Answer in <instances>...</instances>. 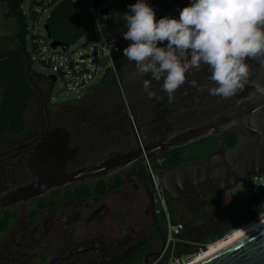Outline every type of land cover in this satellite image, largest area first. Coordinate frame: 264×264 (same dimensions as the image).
Listing matches in <instances>:
<instances>
[{"label": "flooded vegetation", "instance_id": "1", "mask_svg": "<svg viewBox=\"0 0 264 264\" xmlns=\"http://www.w3.org/2000/svg\"><path fill=\"white\" fill-rule=\"evenodd\" d=\"M178 4L184 8L189 0ZM120 71L61 105L49 102L45 84L41 93L34 92L36 109L24 129L0 138V195L36 181L39 150L63 164L58 186L0 212V264H148L164 240L156 189L191 244L226 233L260 210L254 195L240 199L215 179L200 185L180 181L171 193L166 190L173 170L202 166L216 156L224 162L240 138H261L236 124L170 149L198 127L239 115L249 98L209 96L206 89L215 85L201 68L186 74L169 102L160 91L163 81L138 72L135 62ZM145 79L154 97L143 92ZM192 80L204 90L192 87ZM91 170L101 178L62 184L68 175Z\"/></svg>", "mask_w": 264, "mask_h": 264}, {"label": "clouds", "instance_id": "2", "mask_svg": "<svg viewBox=\"0 0 264 264\" xmlns=\"http://www.w3.org/2000/svg\"><path fill=\"white\" fill-rule=\"evenodd\" d=\"M120 19L127 28L123 38L130 42L123 56L135 62L138 72L162 80L160 91L169 102L186 74L205 66L215 85L206 89L209 96L230 99L251 84L252 95L264 97V85L250 81L247 63L264 66V0H189L178 19L158 20L148 0H136ZM104 42L110 52L114 41ZM188 83L204 90L195 80ZM142 90L148 97L156 95L148 79Z\"/></svg>", "mask_w": 264, "mask_h": 264}, {"label": "water", "instance_id": "3", "mask_svg": "<svg viewBox=\"0 0 264 264\" xmlns=\"http://www.w3.org/2000/svg\"><path fill=\"white\" fill-rule=\"evenodd\" d=\"M130 4H134V0H131ZM99 14L102 17H108V9L106 7L99 9ZM44 29L47 34L46 25ZM51 47H60L66 51L68 45L52 42ZM247 63L250 81L264 85V66L254 60H248ZM203 71L208 76L210 75L206 66ZM49 80L52 83L55 81L51 76ZM254 90L249 84L235 96L236 99L249 98L244 103V107L239 108V115L222 119L218 123L198 127L188 132L189 134H185L183 142L181 141L177 145L172 144L170 149L189 146L193 142L211 137L236 124L245 125L261 138L259 140L240 138L235 146L226 152L224 162L216 156L207 160L202 166H185L173 170L166 176L169 185L166 187L168 192L174 191L175 185L180 181L187 182L189 185H200L211 179H215L223 190H232L250 177L264 174V97L252 95ZM37 158L39 164L35 165L36 181L25 188L0 195V212L15 204L40 198L47 194L51 188L58 186L55 180L58 173L61 172L63 164H55L54 159L57 156L44 149L38 151ZM101 175L99 171L95 170L81 171L66 176V182L62 184L82 183L93 178H101ZM260 199L264 201V190L260 194ZM257 201L259 202L258 199ZM197 264H264V226Z\"/></svg>", "mask_w": 264, "mask_h": 264}, {"label": "built area", "instance_id": "4", "mask_svg": "<svg viewBox=\"0 0 264 264\" xmlns=\"http://www.w3.org/2000/svg\"><path fill=\"white\" fill-rule=\"evenodd\" d=\"M33 1L32 9L36 15V19L32 20L30 18L29 9L27 15L23 13L27 17L29 23L26 42L28 39L36 60L42 67L49 71V75L45 78L48 79L52 86L60 82L67 91L77 92L78 89L85 88L98 77L100 62L104 63V72L101 79L106 76L107 73L116 75L115 60L119 58L123 48L127 47V43L129 42L123 38L124 32L127 31L123 23L105 26L101 21L102 16L99 14V9H91L97 39L92 42H86L81 39L82 42L79 47L70 50V46H68L67 50L63 51L60 47H51L52 42L48 39L45 32V24L43 26V33H39L38 26L41 15L44 12H48L49 15L52 8L62 0ZM135 2L136 0H134V3ZM148 3L155 10L157 20L165 16L178 19L179 10L182 9L177 1L176 3L179 10L172 7L168 3V0H148ZM103 19L108 20L109 16L103 17ZM106 39L114 41L110 52L109 48L111 45L105 44L104 41ZM50 76L54 77V83L49 80ZM49 99H51L50 96ZM248 180L251 184V194L254 195L260 203V212L256 218L252 219V221H256L264 217V201L260 199V194L264 190V174L250 177ZM155 198L159 211L163 217L165 234L161 248L157 251V254L150 259L148 264H191L204 254L209 244L218 241L191 244L182 236L183 228L181 223L173 222L170 219L162 194L157 189L155 191ZM190 246H193V248L189 249L188 247Z\"/></svg>", "mask_w": 264, "mask_h": 264}, {"label": "trees", "instance_id": "5", "mask_svg": "<svg viewBox=\"0 0 264 264\" xmlns=\"http://www.w3.org/2000/svg\"><path fill=\"white\" fill-rule=\"evenodd\" d=\"M25 0H0L6 6L4 16L14 21L16 31L10 38V46L7 49L0 47V59L5 53L11 54L18 65L20 77L27 84L30 75L36 82L47 85V94L50 96L52 84L44 76L34 72L31 68V61L27 51L26 36L28 35V21L23 14L21 6ZM131 0H62L56 4L50 11L45 25L47 26L48 39L51 42L61 45H72L83 39L86 42H92L97 39L96 28L94 25L91 9L98 10L102 7L108 9V16L112 18L122 10H126ZM179 2V0H176ZM34 1L29 5V16L32 20L36 19V15L32 9ZM126 48V47H124ZM123 48V49H124ZM126 57L123 56V50L118 59L115 60L116 71L131 64ZM25 115L21 110L14 109L6 117L4 123L0 126V132L6 130L7 134H18L24 129ZM233 142L230 141V146ZM258 211L253 217L246 218L237 223L243 224L259 214ZM165 234V229H164Z\"/></svg>", "mask_w": 264, "mask_h": 264}, {"label": "rangeland", "instance_id": "6", "mask_svg": "<svg viewBox=\"0 0 264 264\" xmlns=\"http://www.w3.org/2000/svg\"><path fill=\"white\" fill-rule=\"evenodd\" d=\"M31 1L32 0H25L21 6L22 12L26 15L28 13ZM168 3L176 10H179L176 1L168 0ZM5 11V4L0 2V47H2L3 49L9 48L10 38L16 31V25L14 21L4 16ZM126 11L127 9L122 10L116 16L109 18L108 20H104L102 17L101 21L105 26L119 25L123 23V21L120 19V15L124 14ZM47 15L48 12H44L40 17L38 24L39 33H43V26L45 24ZM81 42L82 40H79L76 43L70 45V50H74L79 47ZM26 43L32 70L44 77H47L49 75V71L42 67V65L36 60L34 54L32 53L28 39ZM129 43L130 42H128L127 45H129ZM103 72L104 63L100 62V71L98 77L85 88L78 89L77 92H69L62 86L60 82H57L51 87V99H49V102L53 105H61L78 100L80 97L88 94L93 89H95L105 78L113 76V74L107 73L106 76L101 79ZM122 72L123 71H116V74H121ZM28 79L29 81H27L26 84L24 80H22V78L20 77V72H18V65L14 57L8 52L5 53V56L0 59V126L4 123L6 117L9 116L10 112L14 111V109L21 110L24 113L26 120L34 114V111L36 109L35 104L37 102L34 97V92L41 93L44 90L45 84L36 82L30 75L28 76ZM5 135L6 130L4 132H0V138ZM235 192L237 193L240 199H247L251 195L250 181L247 180L243 183H239L235 188ZM169 213L172 221L174 222V217L170 208ZM254 218H256V216ZM250 222H252V219L243 224L234 226L226 233L222 232L217 235H213L209 237V239L204 241V243H212L216 240L222 239L227 236L233 229L241 225L248 224ZM157 246L159 247L160 244L158 245L157 243Z\"/></svg>", "mask_w": 264, "mask_h": 264}, {"label": "bare ground", "instance_id": "7", "mask_svg": "<svg viewBox=\"0 0 264 264\" xmlns=\"http://www.w3.org/2000/svg\"><path fill=\"white\" fill-rule=\"evenodd\" d=\"M264 226V217L252 221L246 225H241L235 229H233L227 236H225L223 239H219L217 242L209 244L207 250L204 251V254L195 260L191 264H197L204 259L210 257L211 255L221 251L222 249L228 247L229 245L235 243L236 241L242 239L249 233L253 232L256 229H259L260 227Z\"/></svg>", "mask_w": 264, "mask_h": 264}]
</instances>
